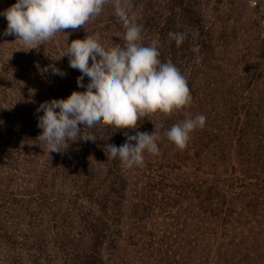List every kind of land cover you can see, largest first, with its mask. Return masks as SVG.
Segmentation results:
<instances>
[{
    "label": "rangeland",
    "instance_id": "1",
    "mask_svg": "<svg viewBox=\"0 0 264 264\" xmlns=\"http://www.w3.org/2000/svg\"><path fill=\"white\" fill-rule=\"evenodd\" d=\"M118 2L131 3L141 42L158 41L161 61L186 77L192 103L49 153L39 105L81 91L79 70L57 59L88 35L115 52L126 30L105 8L29 50L2 35L0 16V264H264V0ZM14 3L0 0V11ZM185 112L206 123L178 149L166 131ZM155 129L159 154L146 152L143 167L109 160L125 132Z\"/></svg>",
    "mask_w": 264,
    "mask_h": 264
},
{
    "label": "clouds",
    "instance_id": "2",
    "mask_svg": "<svg viewBox=\"0 0 264 264\" xmlns=\"http://www.w3.org/2000/svg\"><path fill=\"white\" fill-rule=\"evenodd\" d=\"M131 7L130 2L121 4L118 0H16L0 11V16L7 20L2 35L15 36L29 50H38L65 29H79L105 8H113L117 23L126 30L125 43L115 52L106 53L101 42L88 35L83 40H73L57 59L68 56L70 67L79 70L77 84L81 91L39 105L37 112L43 115L38 118V127L42 133L37 139L49 153L61 152L68 144L95 147L98 131L134 130L142 118L154 113L170 115L192 103L186 77L171 60L161 61L158 41L150 45L141 42L142 26L129 15ZM168 35L177 47L186 39L184 32ZM51 71L54 75H66L55 67ZM185 116L166 131L167 138L178 149L185 148L191 134L206 123L204 114L192 116L185 112ZM125 135L126 142L121 146L107 145L109 160L118 158L124 167L132 169L144 166L146 152L159 154L156 129L153 133Z\"/></svg>",
    "mask_w": 264,
    "mask_h": 264
},
{
    "label": "trees",
    "instance_id": "3",
    "mask_svg": "<svg viewBox=\"0 0 264 264\" xmlns=\"http://www.w3.org/2000/svg\"><path fill=\"white\" fill-rule=\"evenodd\" d=\"M176 32H178V31L176 30Z\"/></svg>",
    "mask_w": 264,
    "mask_h": 264
}]
</instances>
